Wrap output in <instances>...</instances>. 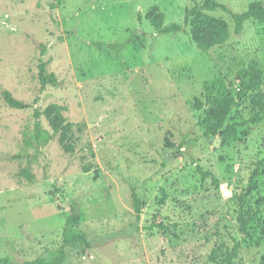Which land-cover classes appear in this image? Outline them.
I'll return each mask as SVG.
<instances>
[{"label": "rangeland", "instance_id": "374dc122", "mask_svg": "<svg viewBox=\"0 0 264 264\" xmlns=\"http://www.w3.org/2000/svg\"><path fill=\"white\" fill-rule=\"evenodd\" d=\"M216 1L242 12L253 0ZM193 3L0 0V257L60 254L76 206L74 229L91 245L66 247L63 264H264V122L233 139L212 135L205 113L214 80L239 103L225 125L255 111L253 94L237 97L239 72L264 70V23L238 34L230 12L210 11L230 37L203 51L189 32L160 34L148 18L156 7L165 25L183 23ZM41 44L59 86H41ZM5 91L28 106L12 107Z\"/></svg>", "mask_w": 264, "mask_h": 264}, {"label": "trees", "instance_id": "16d2710c", "mask_svg": "<svg viewBox=\"0 0 264 264\" xmlns=\"http://www.w3.org/2000/svg\"><path fill=\"white\" fill-rule=\"evenodd\" d=\"M218 8H222L232 14L235 22V31L238 34L244 30L245 23L248 20L264 23V2L261 0H253L248 8L242 12H234L225 3L216 0H194L193 5L186 9L183 23L170 22L165 25L159 18V12L156 7L151 8V14L148 15V18L152 21L160 34L189 32L197 46L201 50L206 51L225 43L230 37V28L227 22L208 13ZM139 16H141V13H139ZM187 26H190V30ZM96 44L100 47H104V45L98 42H96ZM125 45V41L114 42L108 47L111 52L120 55V51ZM41 46V58L38 66L41 86H59L62 84L61 81L58 79L57 75L50 70V61L44 58L46 47L44 44H41ZM212 83L213 89L210 94L211 105L209 108L205 109V113H208L212 120V123L209 126L212 135L221 133L224 136L228 135L233 139H238L249 134V129L245 124L257 125L264 122V97L259 94L261 87L264 84V70L257 63H253L250 68H243L239 72V90L237 97L240 100H246L253 94L251 101H253L255 105V111H253L246 119L235 120L232 122L229 121L225 125L226 119L231 113L233 105H238L239 103H236L234 98L225 97L223 90L226 88V85L224 81L214 80ZM4 97L12 107L24 108L28 106L25 102L14 97L10 91H5ZM35 116L37 118L35 128L39 132L42 128V122L40 120L38 109H35ZM242 126L245 128H242ZM200 171L204 176L212 175L215 177L213 173L203 171L201 168ZM134 204L137 215L139 216L141 207L136 193L134 194ZM82 219L83 213L80 208L72 206L63 233L62 249L60 250V254L54 258L38 256L35 259L19 261L10 256H4L0 257V264H63L66 255V247L84 249L91 245L84 233L78 232L74 229V226L79 224ZM239 221L242 232L246 237V235L249 234L250 221L246 218L244 209H241L240 211ZM152 227H158L164 232V234L173 232L171 227L164 223L153 224ZM243 241L244 240L235 241L234 247L228 255L227 260L229 263H231L233 258L238 255Z\"/></svg>", "mask_w": 264, "mask_h": 264}]
</instances>
